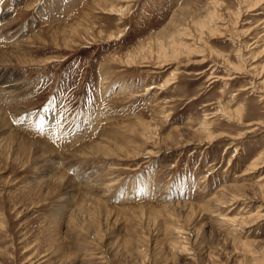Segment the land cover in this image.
Returning <instances> with one entry per match:
<instances>
[{"label":"rangeland","instance_id":"1","mask_svg":"<svg viewBox=\"0 0 264 264\" xmlns=\"http://www.w3.org/2000/svg\"><path fill=\"white\" fill-rule=\"evenodd\" d=\"M263 217L264 0H0V264H264Z\"/></svg>","mask_w":264,"mask_h":264},{"label":"bare ground","instance_id":"2","mask_svg":"<svg viewBox=\"0 0 264 264\" xmlns=\"http://www.w3.org/2000/svg\"><path fill=\"white\" fill-rule=\"evenodd\" d=\"M207 14H208V12H207ZM207 14H206V16H207ZM208 16H209V15H208ZM204 18H205V17H204ZM208 19H209V20H210V19H211V20H214V17H213V16H210L209 18H207L206 23L209 22ZM205 20H206V19H204L203 22L200 23L201 25L203 24L202 26H201V25L199 26V27H200V30H201V29H202V30L205 29V26H206V24H204ZM207 26H209V25H207ZM210 27H211V26H210ZM208 29H209V28H208ZM203 31H204V30H203ZM208 31H210V29L207 30V33H208ZM210 32H211V31H210ZM187 50H188V49H187ZM185 51H186V50H185ZM188 53H189V51H188ZM164 54H165V53H164ZM189 54H190V53H189ZM126 62L131 63V59L128 57V58L126 59ZM166 85H167V86H166ZM166 85H165V86L168 87L169 85H171V83H170V82H167ZM263 218H264V217H263Z\"/></svg>","mask_w":264,"mask_h":264}]
</instances>
